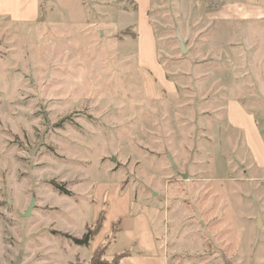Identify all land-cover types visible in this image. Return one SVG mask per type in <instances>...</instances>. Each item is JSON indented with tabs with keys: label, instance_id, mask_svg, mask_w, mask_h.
Returning a JSON list of instances; mask_svg holds the SVG:
<instances>
[{
	"label": "rangeland",
	"instance_id": "rangeland-1",
	"mask_svg": "<svg viewBox=\"0 0 264 264\" xmlns=\"http://www.w3.org/2000/svg\"><path fill=\"white\" fill-rule=\"evenodd\" d=\"M239 5L264 0H29L0 15L9 263L264 264V18L216 17ZM101 216L88 245L71 240Z\"/></svg>",
	"mask_w": 264,
	"mask_h": 264
},
{
	"label": "crops",
	"instance_id": "crops-1",
	"mask_svg": "<svg viewBox=\"0 0 264 264\" xmlns=\"http://www.w3.org/2000/svg\"><path fill=\"white\" fill-rule=\"evenodd\" d=\"M11 1L12 0H0V15L1 16L10 14L11 9H13V7L18 8L19 10H23V9L26 10V6L22 9V4H26V2H28L29 0H16L17 2L14 3V5L11 4ZM227 7H230V6H227ZM225 9L222 10V12H218L216 17L233 19V20H236V19L237 20L238 19L258 20V19L264 18V8L256 7L253 5H241V6L239 5L237 7L228 8V10H225ZM147 38L149 37L147 36ZM231 105L235 106L236 104H231ZM236 106L240 108L239 105H236ZM236 109L243 113L241 108L240 109L236 108ZM235 113L236 112L233 113V116ZM252 122L251 123L249 122L250 124L248 123L250 127L249 131L251 135L253 134L255 136L256 134L253 133L254 122L253 123ZM237 127H241V126H237ZM5 255H6V252L1 247L0 264H17V262L9 263L8 261L9 259L7 260V258H5ZM147 257L134 256L131 253H129V255L125 257L124 259H122L119 264H169L168 257L165 254L159 255V257L157 258H152L149 256ZM19 264H22V263L20 262Z\"/></svg>",
	"mask_w": 264,
	"mask_h": 264
},
{
	"label": "trees",
	"instance_id": "trees-1",
	"mask_svg": "<svg viewBox=\"0 0 264 264\" xmlns=\"http://www.w3.org/2000/svg\"><path fill=\"white\" fill-rule=\"evenodd\" d=\"M56 187H58L57 185H56ZM99 221H98V223L96 224V230H92V231H90L87 235H85V237L83 238V239H81V240H79V239H71L75 244H78V245H82V246H85V245H88V243H89V241H91L94 237H93V235H95L94 234V232L97 234L99 231H100V229L102 228V223L104 222V218H103V216H101L99 219H98ZM129 255V253H121L120 255H118V257L117 258H115L113 261H111V262H105V261H103L102 259H101V257L100 256H98V257H94L93 259H92V264H119L120 263V261L122 260V259H124L125 257H127Z\"/></svg>",
	"mask_w": 264,
	"mask_h": 264
},
{
	"label": "water",
	"instance_id": "water-1",
	"mask_svg": "<svg viewBox=\"0 0 264 264\" xmlns=\"http://www.w3.org/2000/svg\"><path fill=\"white\" fill-rule=\"evenodd\" d=\"M181 40V39H180ZM182 47H183V45H182ZM41 144H43V136L41 137V141H40V144L39 145H41ZM36 149H34V151H35ZM258 222H257V224H258V228L260 227V223H261V218H260V215H258V220H257Z\"/></svg>",
	"mask_w": 264,
	"mask_h": 264
}]
</instances>
